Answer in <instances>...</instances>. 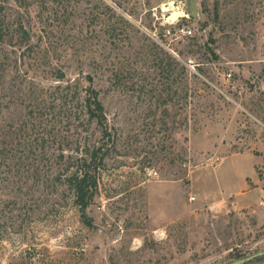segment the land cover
Returning a JSON list of instances; mask_svg holds the SVG:
<instances>
[{
	"label": "rangeland",
	"instance_id": "374dc122",
	"mask_svg": "<svg viewBox=\"0 0 264 264\" xmlns=\"http://www.w3.org/2000/svg\"><path fill=\"white\" fill-rule=\"evenodd\" d=\"M172 1L187 14L170 19ZM7 12L30 39L0 44V264L264 251V0H10ZM90 76L110 138L74 108L34 118L43 89ZM85 145L108 154L83 210L66 180L78 159L66 160Z\"/></svg>",
	"mask_w": 264,
	"mask_h": 264
},
{
	"label": "trees",
	"instance_id": "16d2710c",
	"mask_svg": "<svg viewBox=\"0 0 264 264\" xmlns=\"http://www.w3.org/2000/svg\"><path fill=\"white\" fill-rule=\"evenodd\" d=\"M21 2L23 0H16ZM10 0H0V44L11 42L16 36L22 40L29 41L30 33L22 25L11 24V18L7 12ZM66 77L64 72L59 74V79L63 80ZM90 85L87 87H79L77 83H68L62 87L56 86L52 90L46 91L45 89L38 95L37 101L32 103L31 113L35 115V119L39 118V114H47L48 117H56L60 112L72 111V119L77 120L79 125L85 123H92L96 121L103 127L104 138H110L107 125V115L104 103L100 97V92L93 85V78L89 77ZM70 102H75L73 107H70ZM65 110V111H62ZM80 148L77 152H80ZM4 147H0V153H4ZM108 149L104 145L98 146L88 145L84 147L81 156L68 155L66 162L75 159L78 164L72 169H69V175L66 180L68 186L74 192L75 201L83 210H85L94 199L98 191V173L101 166L104 165ZM66 157L64 151L60 155ZM72 163V164H74Z\"/></svg>",
	"mask_w": 264,
	"mask_h": 264
},
{
	"label": "bare ground",
	"instance_id": "6f19581e",
	"mask_svg": "<svg viewBox=\"0 0 264 264\" xmlns=\"http://www.w3.org/2000/svg\"><path fill=\"white\" fill-rule=\"evenodd\" d=\"M169 7H170V4H164V10L169 11L171 13L170 19L176 20V19H179L180 17H183L187 14L186 10L183 6H180V7L173 6L171 8V10Z\"/></svg>",
	"mask_w": 264,
	"mask_h": 264
},
{
	"label": "water",
	"instance_id": "95a60500",
	"mask_svg": "<svg viewBox=\"0 0 264 264\" xmlns=\"http://www.w3.org/2000/svg\"><path fill=\"white\" fill-rule=\"evenodd\" d=\"M166 4H170V7H169L170 10H171V8L173 6H175V7H180L181 6L180 2H178V1H172V2L166 3ZM260 255H264V251L258 252V253L254 254V255L248 256V257L243 258V259H239V260L233 261V262H231L229 264H241V263L247 262V261H249V260H251V259H253V258L257 257V256H260Z\"/></svg>",
	"mask_w": 264,
	"mask_h": 264
},
{
	"label": "built area",
	"instance_id": "2783aa9c",
	"mask_svg": "<svg viewBox=\"0 0 264 264\" xmlns=\"http://www.w3.org/2000/svg\"><path fill=\"white\" fill-rule=\"evenodd\" d=\"M180 31L183 33V34H193V29L190 28V27H181L180 28Z\"/></svg>",
	"mask_w": 264,
	"mask_h": 264
}]
</instances>
